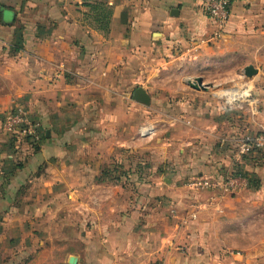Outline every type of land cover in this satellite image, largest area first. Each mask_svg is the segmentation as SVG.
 Listing matches in <instances>:
<instances>
[{"label":"crops","instance_id":"obj_1","mask_svg":"<svg viewBox=\"0 0 264 264\" xmlns=\"http://www.w3.org/2000/svg\"><path fill=\"white\" fill-rule=\"evenodd\" d=\"M96 1L112 12L108 33L91 19L86 7L91 0H0V105L24 101L45 134L38 149L26 141L21 150L8 147L6 162L0 154V264L15 262L10 220L39 217L44 194L52 197L53 188L62 187L72 191V211L80 209L92 224L80 232L83 254L69 257L77 264H264L262 242L246 255L248 248L230 238L244 234L229 224L235 216L243 219L246 195L218 189L184 195L178 189L182 176L191 172L190 181L223 178L225 167L234 171L227 162L220 164L221 155L211 145L221 139L222 124L236 122L220 118L216 101L196 110L191 99L166 98L159 105L189 108L150 112L141 121L126 110L122 93L137 83L134 70L141 60H150V71L140 72H150V84L162 75L212 72L224 60L252 65L264 76V0H231L224 26L203 13L202 0ZM164 83L158 89H168ZM260 102L264 108V97ZM242 122L246 128L251 120ZM254 122L264 131V110ZM145 126L152 128L150 134ZM149 141L150 194L122 196L114 189L102 196L112 186L95 183L99 172L123 166L124 157ZM193 141L197 150L190 149ZM16 155L22 163L9 166ZM236 161L248 171L245 159ZM183 162L193 168L184 170ZM96 188L100 195L91 196ZM15 201L20 208H12ZM23 232L27 228L18 230Z\"/></svg>","mask_w":264,"mask_h":264},{"label":"rangeland","instance_id":"obj_2","mask_svg":"<svg viewBox=\"0 0 264 264\" xmlns=\"http://www.w3.org/2000/svg\"><path fill=\"white\" fill-rule=\"evenodd\" d=\"M95 2L98 1L91 0L90 3ZM136 66L137 68L134 70V72L139 74L137 83L131 84L129 88L126 87L122 93L128 103L126 110L129 109L138 115V118L141 121L142 117L144 119L145 117H150V112L154 114L158 112L168 113L169 110H174V107H177V109L179 108L178 104H173V107H164L163 105H159L161 104V101H158L164 98L173 101L175 100L176 102L184 101L185 99H191L192 104L197 106V109L194 108L196 110H207L208 106H206L204 102L216 101L217 109L220 110V118H227L225 116H229L230 120H234V122H236V125H234V123L233 126L229 124L228 127L225 128L222 124L221 128H223V130L219 135L221 139L225 138L232 141L241 137L244 135V133H248L245 136H254L255 134L261 132L259 129H255L256 121L254 122V120H257L264 110L260 102V98L264 97V86L261 85L260 80L261 78L264 79V76L259 73L251 79L247 78L244 75V67L240 62L237 63L236 61L224 60L219 64L218 67L212 69V72L206 71L207 73L204 72L199 76L179 77L162 75L158 76L160 78L155 80V83L151 84L149 75L150 72L147 74L145 73L144 75L140 73L142 70L145 71V69L150 66V60H141L136 64ZM148 70L150 71V67ZM198 80H201V83H199V89H192L191 85L197 84ZM163 82H166L164 85L166 88H168L165 91L158 89L162 88ZM138 88L144 89L152 99L148 106L136 103L133 100V93ZM232 92L242 96L250 95V100H256L257 103L253 106H249L248 103H245L242 105V108L228 110L225 105L224 96L227 95V93ZM1 93L2 92H0V94ZM195 100L196 103H194ZM252 107L253 110L255 109V112L257 111L256 115L252 114ZM18 108H25L29 111L28 105L19 99H17L10 107H7L6 104H1L0 122L3 120L5 115L17 110ZM188 108L189 107L182 106L179 108V111H183L184 109ZM226 113H230V115H226ZM244 119L246 121L251 120L246 128L242 122ZM142 123L143 122H140V125ZM145 127H149L148 129L150 131H147L149 132L148 134H150L152 128H150V126ZM236 128L239 129V131H237ZM225 129H228V132H226ZM145 136H147V134H145ZM221 139L216 138L211 147L212 149L217 150L216 152L221 155V158L218 159L220 160L221 165L227 162L228 166H233V168L236 170L237 165L235 156L239 149L236 148L235 145L222 146L220 143ZM8 140L9 139H5L4 143L0 144V154L1 156H4L5 162L6 156L9 155L8 151L10 150L8 149L10 147L14 149L16 147L18 150H21L20 147L22 148L26 142V140H20L19 138H10V140ZM7 142H9V145L6 144ZM195 143L196 141H193V145L190 146L191 150H197L195 148ZM30 144L35 145L32 143ZM147 144L150 145V141L147 143L143 142L142 146L139 147L138 152L131 155V157L129 156L127 159L124 157L123 166L112 165L110 166L111 168L105 169L109 172L107 173L106 177L102 176L106 171L101 170L99 172V176L96 178L95 183L97 184L101 182L105 185L110 184L112 186L111 188H108V190L106 187L105 189L107 191L101 193L102 196L113 195L115 193L114 189L120 191L122 196L132 195L144 197L150 194V172L152 171H150V151L148 152L145 148ZM194 154H196V151H194ZM189 157L190 155H188V158ZM193 157L194 156L190 157V160L194 161ZM4 160L2 162H4ZM215 160V157L213 159L208 158V162L206 164L210 166L215 162ZM245 160L248 163V171H246L249 174V178L247 179L248 185L240 193L247 196V199H244L245 202H247V204L245 203V207L247 206V208L245 209L246 211L245 215H243V219L235 216L233 219H231L229 226L232 228L244 229V234L236 233L230 236V238L235 245L239 244V246H241L242 244L246 246L248 249L244 251L245 254L251 255L257 252L254 249L261 244L260 242L264 244V154H250L245 157ZM9 163L11 164L9 166H12V164L20 165L22 161H19L18 157H14V159ZM109 164L110 163H106L105 166H109ZM182 164L184 170L193 168V163L191 162H183ZM225 168L222 169L223 173L221 174V177H225L232 173L230 172L231 170L227 172ZM182 177L184 178L181 179V184L178 186V189H181L179 193L184 195L202 194V192L189 187V183L191 182L190 179L193 178L192 172L190 174L183 175ZM97 190L98 189L96 188L92 191V193L89 192L90 195H100ZM175 190L177 191V188H175ZM70 193H72V191L67 187L60 188L58 192L55 188H53L52 197H49L48 194L45 193L44 202H41L39 207L37 206V213L39 217L36 218L34 217L35 215H32L25 216L22 218V220L14 218L10 220L12 231L10 237L12 245L11 259L15 260L14 264H68V259L70 256H80L83 254L82 247L80 245V232L82 228L91 227L92 224L88 223L89 221L84 219L82 215L83 213L80 209H74L72 211V207L70 206V198L68 200ZM82 195H79L78 197L79 202L82 198ZM11 206L12 208L15 207L18 209L20 208L21 203H16L15 201L11 204ZM55 206L57 207V211H54ZM145 206V202L140 203L138 211L141 212ZM240 207H238V209H240ZM175 211H170L171 216H173L172 213L176 214ZM21 227L27 228V232H23L20 235L18 230H21ZM14 232L17 235L14 234ZM26 246L29 247L28 249L24 250L23 248Z\"/></svg>","mask_w":264,"mask_h":264},{"label":"built area","instance_id":"obj_3","mask_svg":"<svg viewBox=\"0 0 264 264\" xmlns=\"http://www.w3.org/2000/svg\"><path fill=\"white\" fill-rule=\"evenodd\" d=\"M203 13L213 22L224 26L230 17V0H202ZM250 95L242 96L236 93H227L224 96L225 105L228 110L242 108V105L248 103L253 106L257 103L256 100H250ZM253 110V107H252ZM253 115L257 114L255 109ZM44 136V132L39 122L35 121L28 110L18 108L17 110L4 116L0 122V144L4 143L5 139L15 138L26 140L32 144H38ZM222 146L232 145L239 149L235 156L236 160L245 159L250 154H264V131L255 134L254 136H241L235 140L221 139ZM237 162V161H236ZM248 185L247 179L242 176L234 175V171L223 178H198L189 183V187L194 190H215L218 189L224 193L235 194L241 192ZM237 259L242 258L241 252L233 254ZM155 264H162L157 262ZM240 264V263H239Z\"/></svg>","mask_w":264,"mask_h":264},{"label":"trees","instance_id":"obj_4","mask_svg":"<svg viewBox=\"0 0 264 264\" xmlns=\"http://www.w3.org/2000/svg\"><path fill=\"white\" fill-rule=\"evenodd\" d=\"M86 7L89 9V12L91 13L90 17L93 20V22L96 24L97 29L104 33H108L110 29V21L112 17V12L107 8L106 4L103 2H95V3L88 4ZM44 140H45V134L42 140L38 144L34 145V148L38 149V147L41 145V143ZM236 168H237L236 170L234 169V175L242 176L246 179L249 178V174L246 171H244L239 166H237ZM107 173L109 172L106 171L102 176L106 177Z\"/></svg>","mask_w":264,"mask_h":264},{"label":"water","instance_id":"obj_5","mask_svg":"<svg viewBox=\"0 0 264 264\" xmlns=\"http://www.w3.org/2000/svg\"><path fill=\"white\" fill-rule=\"evenodd\" d=\"M258 70L256 68H254L252 65L247 66L246 68H244V75L251 79L253 77H255L256 75H258ZM201 80H198L197 84H193L191 85L192 89L194 90H198L200 87ZM133 100L136 103L142 104L144 106H148L151 102V98L150 96L146 93V91L142 88H138L134 91L133 93ZM69 264H77V258L75 257H71L69 259Z\"/></svg>","mask_w":264,"mask_h":264}]
</instances>
